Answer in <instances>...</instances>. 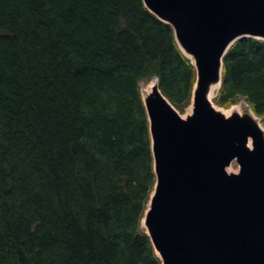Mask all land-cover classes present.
I'll list each match as a JSON object with an SVG mask.
<instances>
[{
  "label": "trees",
  "instance_id": "16d2710c",
  "mask_svg": "<svg viewBox=\"0 0 264 264\" xmlns=\"http://www.w3.org/2000/svg\"><path fill=\"white\" fill-rule=\"evenodd\" d=\"M212 102L264 126V41L222 58ZM195 73L141 0H0V264H160L140 83L178 112Z\"/></svg>",
  "mask_w": 264,
  "mask_h": 264
},
{
  "label": "water",
  "instance_id": "95a60500",
  "mask_svg": "<svg viewBox=\"0 0 264 264\" xmlns=\"http://www.w3.org/2000/svg\"><path fill=\"white\" fill-rule=\"evenodd\" d=\"M141 2L170 27L195 73L185 119L156 83L145 99L139 93L154 173L144 233L160 264H264V138L253 121L223 118L205 97L212 83L218 91L232 44L264 41V0ZM232 162L236 174L225 171Z\"/></svg>",
  "mask_w": 264,
  "mask_h": 264
},
{
  "label": "bare ground",
  "instance_id": "6f19581e",
  "mask_svg": "<svg viewBox=\"0 0 264 264\" xmlns=\"http://www.w3.org/2000/svg\"><path fill=\"white\" fill-rule=\"evenodd\" d=\"M186 56L189 58L188 60L193 64L192 58L189 55H187V54H186ZM220 80H221V77H220ZM141 84H140V94H141L142 99H145L146 97L150 96L151 93L153 92V90L155 89V83H154V80H151V81H148L145 86H141ZM217 86H218L217 82L210 84L209 87L207 88V91H206V94H205V97H206L207 101L210 103V105L213 108V110L215 112L219 113L220 115H222L223 118H228V117H230L232 115H236V116H239V117H244L245 115L243 114L240 105H237V106L234 105V106H230L227 109H224V108L215 107L212 104V99L214 98L215 93L217 91ZM188 107H189V112L184 114V115H181L180 117L182 119H185L187 116H189V114L191 112V103H189ZM247 118L250 119L251 121H253V123L256 124L259 127V129L261 131V134H262V136L264 138V128H262L259 125L258 120L254 117V115L250 111L247 112ZM246 147L250 148L249 139L247 140ZM225 171L227 173H233V174H236V172H237L236 170H232L231 167L226 168Z\"/></svg>",
  "mask_w": 264,
  "mask_h": 264
},
{
  "label": "rangeland",
  "instance_id": "374dc122",
  "mask_svg": "<svg viewBox=\"0 0 264 264\" xmlns=\"http://www.w3.org/2000/svg\"><path fill=\"white\" fill-rule=\"evenodd\" d=\"M151 80H154V79H150L149 81H151ZM154 83H155V81H154ZM141 84V83H140ZM147 83L145 82V83H142L141 84V86H145ZM213 100V99H212ZM212 104H213V102H212ZM215 107H218V108H220L219 106H216L215 104H213ZM234 105H240V107H241V110H242V112H243V114L245 115L244 117L246 118L247 117V112L248 111H250V109L248 108V106L245 104V102L240 98V99H238L235 103H233L232 105H230V106H234ZM229 106V107H230ZM228 107V108H229ZM227 109V108H226ZM189 112V107L187 106L185 109H184V111L182 112V113H178L180 116L181 115H184V114H186V113H188ZM251 112V111H250ZM255 117V116H254ZM256 118V117H255ZM257 120H259L258 118H256ZM259 122V125L262 127V128H264V126L263 125H261V123H260V121H258ZM229 167H231V169L232 170H236L237 172H238V167H237V165H236V163L235 162H232L231 164H230V166Z\"/></svg>",
  "mask_w": 264,
  "mask_h": 264
}]
</instances>
